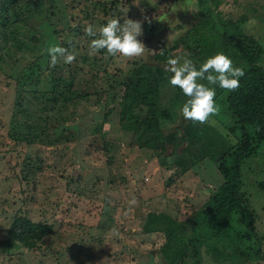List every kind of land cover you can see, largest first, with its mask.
<instances>
[{
    "label": "rangeland",
    "instance_id": "rangeland-1",
    "mask_svg": "<svg viewBox=\"0 0 264 264\" xmlns=\"http://www.w3.org/2000/svg\"><path fill=\"white\" fill-rule=\"evenodd\" d=\"M199 1L191 0L196 11L176 12L173 7L184 0H157L156 6L149 0L35 2L33 12L25 16L24 9L13 24V36L0 39V264H169L159 253L165 241L163 232L142 229L147 213L165 211L191 226L224 181L219 170L222 160L216 159L221 153L215 145L205 150L203 141L191 140L184 130L190 120L180 114L181 106L174 120L164 121L163 128L165 132L177 130L182 137L156 150L141 145L121 122L119 103L113 100L115 89H111L144 64L167 67L158 54L202 16ZM213 3L218 5L212 7L214 12L221 11L222 17L248 14L246 31L264 40V0H203L201 6L206 11ZM111 7L114 11L107 12ZM92 17L98 18L93 25L97 30L109 18L122 23L126 17L141 21L143 34L138 39L146 46L144 54L128 59L101 50L81 60V54L89 52L92 37L85 28L92 25ZM45 22L50 25L48 33L38 31L33 38L29 23ZM71 39L76 60L59 62L65 71L57 78L69 79L72 71L76 92L72 99L62 100V95L52 108L40 93L53 88L51 70H43L47 48ZM187 55L183 52L181 57ZM193 63L197 68L202 64ZM97 69L104 72L92 75ZM32 71L31 81L19 91V76ZM170 91V86L165 89V93ZM215 102L219 112L211 119L216 127L232 125L224 96L216 93ZM17 112L28 139L10 135L12 114ZM63 125L67 129L60 131ZM234 127L239 133H229L232 141L241 134L236 123ZM256 144L258 151L242 166L252 210H240L232 229L249 236L244 244L253 245L252 250V245H246L252 253H244L245 261L240 264H264V141ZM186 166L190 169L184 172ZM133 197L137 204L129 206ZM20 214L53 224L54 232L35 248L15 242L3 247L7 230ZM203 244L198 254L178 264H232L218 260Z\"/></svg>",
    "mask_w": 264,
    "mask_h": 264
},
{
    "label": "trees",
    "instance_id": "trees-1",
    "mask_svg": "<svg viewBox=\"0 0 264 264\" xmlns=\"http://www.w3.org/2000/svg\"><path fill=\"white\" fill-rule=\"evenodd\" d=\"M46 1L0 0V39L9 40V36H13V24L24 9L25 16L29 15L33 12L35 2L44 5ZM49 1L53 2V0ZM199 5L202 16L182 31L171 45L164 46L163 54L160 52L158 56H161L163 61H167L170 56L181 57L183 52H186L187 57L192 61L203 63L208 57L222 51L231 58L234 66L243 68L245 75L240 78L239 88L235 91L229 92L218 86H212L215 87L217 95L224 96V102L233 116L234 123L232 125L225 123L228 129L226 127L218 129L216 124L214 126L194 124L190 121L184 129L193 142L203 141L205 150L209 149L206 146L219 147L217 152L221 155L216 159L222 160L219 170L224 176V181L209 198L206 207L197 213L191 226L165 211H149L142 229L146 233L163 232L165 241L159 248V253L169 264H178L190 254H198L203 243L208 245V250L218 260L221 259L223 262L230 260L232 264H240L245 261L244 253H252L253 245L244 244L249 236L234 233L232 229L235 215L240 210H252L249 194L244 190L242 166L245 159L258 151L259 144L256 143L264 141V40L257 34L246 31L244 24L249 20L248 14L240 15L236 19L226 18L222 17L221 11L214 12L212 7L218 6L215 3L210 4V9L206 11L201 6L203 0L199 1ZM113 11L112 7L107 10L111 13ZM91 19L92 25L99 22L98 18ZM106 22L107 20L102 25ZM48 25V22L43 25L29 23L35 34L33 38L38 35V31L47 32ZM69 41L74 42V39ZM62 42V47H69L67 41L62 40ZM88 56L86 53L81 54V60L85 61ZM48 62L49 57L43 70H51L53 88L40 93L44 96L43 100L53 104L52 108H55L62 95L65 96L61 98L62 100L74 98L76 91L73 88L76 82L72 71H69V79L57 78L65 68L61 64L51 67ZM101 72L104 71L97 69L91 73L97 75ZM34 73L35 71H32L19 76L17 84L19 91L24 89L25 83L31 81ZM170 75L165 66L147 63L112 84L111 92L115 89L113 100L116 99L119 103L118 112L124 127L134 133L141 145H149L155 150L167 144L172 145L182 137L177 130L165 132L163 128L164 121L174 120L176 109L187 99L178 87L169 84ZM169 86L171 91L165 93V89ZM24 111L28 113V109ZM19 114L18 112L12 114L10 135L19 139H28L29 135L21 129ZM235 123L237 127L239 126L241 134L237 135L236 141H232L229 133H239V131L235 132ZM66 129L67 125H63L60 131ZM229 141L231 143L227 145L226 142ZM189 169L186 166L183 170L187 172ZM53 232V224L34 221L20 214L15 217L7 230L2 246L15 242L30 249L35 248ZM195 234H197L196 239ZM233 245H236L234 250ZM246 245H252L249 246L251 250Z\"/></svg>",
    "mask_w": 264,
    "mask_h": 264
},
{
    "label": "clouds",
    "instance_id": "clouds-1",
    "mask_svg": "<svg viewBox=\"0 0 264 264\" xmlns=\"http://www.w3.org/2000/svg\"><path fill=\"white\" fill-rule=\"evenodd\" d=\"M149 3L156 6L157 0H149ZM179 9L196 11L191 5V0H184L179 7H173L174 12ZM148 22L151 23V20L149 19ZM85 32L92 37L89 44V56L106 50L109 56L132 59L141 57L146 49L144 43L138 39L143 34L142 22L139 20L126 17L121 23L118 18H109L98 30L93 25H87ZM68 44L69 47L50 45L47 48L49 66L55 67L61 61L71 64L76 60L75 43L68 41ZM166 65V71L171 74L168 78L169 84L178 87L187 97L180 107V114L194 124L214 126L215 121L211 118L218 114L219 107L215 102L216 90L212 86H218L229 92L235 91L239 88L240 78L245 75L243 68L234 66L231 58L222 51L208 57L199 68L187 56H170ZM128 203L129 206H135L137 200L133 197ZM113 233L119 236L115 229Z\"/></svg>",
    "mask_w": 264,
    "mask_h": 264
}]
</instances>
